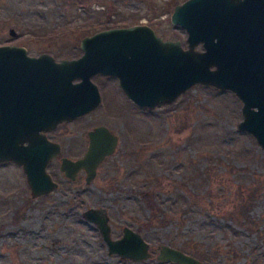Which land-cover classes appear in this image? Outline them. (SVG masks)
<instances>
[{"label":"rangeland","instance_id":"rangeland-1","mask_svg":"<svg viewBox=\"0 0 264 264\" xmlns=\"http://www.w3.org/2000/svg\"><path fill=\"white\" fill-rule=\"evenodd\" d=\"M182 1L0 0V44L74 58L80 39L106 24H147L186 47V31L170 21ZM92 80L101 103L70 123L61 140L68 155L80 156L86 132L103 124L118 135V146L89 184L83 172L70 180L52 161L47 171L58 185L37 197L21 166L0 163V264H174L155 258L160 244L203 264H264V149L237 129L241 101L195 84L150 110L131 102L116 79ZM88 207L108 210L113 238L123 225L138 231L151 257L108 254L83 216Z\"/></svg>","mask_w":264,"mask_h":264},{"label":"water","instance_id":"water-1","mask_svg":"<svg viewBox=\"0 0 264 264\" xmlns=\"http://www.w3.org/2000/svg\"><path fill=\"white\" fill-rule=\"evenodd\" d=\"M170 21L186 31V47L147 24L84 35L81 54L60 61L48 53L29 56L24 46L0 44V163L21 166L32 197L58 185L47 171L58 146L42 131L100 104L94 75L116 78L131 102L150 110L172 103L195 84L230 91L241 101L237 129L264 149V0H184L173 7ZM9 33L15 35V30ZM117 144L108 127L95 126L88 131L84 154L63 157L60 170L75 180L83 169L89 184ZM83 216L98 228L108 254L136 262L151 257L150 245L138 231L124 226L120 237H112L105 207H88ZM155 258L203 264L167 244L158 246Z\"/></svg>","mask_w":264,"mask_h":264},{"label":"flooded vegetation","instance_id":"flooded-vegetation-1","mask_svg":"<svg viewBox=\"0 0 264 264\" xmlns=\"http://www.w3.org/2000/svg\"><path fill=\"white\" fill-rule=\"evenodd\" d=\"M96 32V31H95ZM94 33V32H93ZM16 45V44H15ZM17 46H22V45H17ZM25 47V46H24ZM26 48V47H25ZM26 50H27V48H26ZM41 53H46V52H41ZM41 53H39V54H36V55H33V54H29V52H28V50H27V54L29 55V56H38V55H40ZM49 54V53H48ZM54 59H55V61H60L61 59H63V58H56L54 55H52V54H50ZM78 57V56H77ZM74 58H76V57H74ZM67 59H70V58H67ZM103 76H105V75H103ZM108 77H110V76H108ZM111 78H113V77H111ZM113 79H116V78H113ZM74 82L76 81V80H73ZM93 81V80H92ZM116 81H117V79H116ZM94 82V81H93ZM118 82V81H117ZM95 83V82H94ZM96 84V83H95ZM98 86V85H97ZM98 89H99V87H98ZM99 92H100V96H101V91H100V89H99ZM100 103H101V101H100ZM99 106V105H98ZM97 106V107H98ZM96 107V108H97ZM95 108V109H96ZM91 112H93V110L92 111H90V112H88V113H86V114H84V115H82V116H79V117H76V118H73V119H70V120H62V121H59L58 123H56V125H54L53 127H51V129H48V130H45V131H42V133L46 136V138L49 140V141H51V142H53V143H55V144H57V146H58V151H57V153H56V156L54 157V158H52L50 161H49V163H48V165L52 162V161H54V160H57L58 161V163H59V169H60V164H61V159L63 158V157H67V158H70V159H76V158H78V157H80V156H82L83 154H84V152H85V150L87 149V146H86V148H85V150H84V152L79 156H75V157H73V155H71L70 153H69V155H68V152H67V150H66V148H65V143L63 142V140H61V136L64 134V133H66V132H69V129H68V125L70 124V123H72V122H74L77 118H81V117H83V116H85V115H88V114H90ZM99 125H103V124H99ZM95 126H98V125H95ZM95 126H93L91 129H93ZM106 126V125H105ZM107 127V126H106ZM91 129H89V130H91ZM88 130V131H89ZM110 130V129H109ZM88 131L86 132V134H87V138H88ZM111 132H113L112 130H110ZM113 133H115V132H113ZM116 134V133H115ZM117 135V134H116ZM117 137H118V135H117ZM68 141H71L70 140V138H69V136H68ZM118 142H119V137H118ZM69 144V143H68ZM67 143H66V146H68L69 147V145H68ZM87 145H88V142H87ZM117 146H118V144H117ZM71 147V146H70ZM117 148V147H116ZM116 150V149H115ZM115 152V151H114ZM109 156H107L106 158H108ZM106 158L102 161V162H104L105 160H106ZM102 162L100 163V165L102 164ZM12 163V162H11ZM47 165V166H48ZM99 165V166H100ZM98 166V167H99ZM97 170H98V168H97ZM61 171V170H60ZM62 172V171H61ZM80 172H83L84 173V176H85V172H84V170L83 169H81L80 171H79V173ZM49 173V172H48ZM63 173V172H62ZM79 173H78V175H79ZM50 174V173H49ZM64 174V173H63ZM77 175V176H78ZM52 177V176H51ZM77 178V177H76ZM53 179V178H52ZM69 179V178H68ZM54 180V179H53ZM55 181V180H54ZM108 211V210H107ZM108 214H109V212H108ZM109 224H110V215H109ZM111 226V225H110ZM125 225H123L122 226V231H123V227H124ZM96 227V226H95ZM97 228V227H96ZM98 229V228H97ZM99 231V230H98ZM151 251V250H150ZM161 262H170V261H161ZM173 263V262H172ZM175 264V263H174Z\"/></svg>","mask_w":264,"mask_h":264},{"label":"trees","instance_id":"trees-1","mask_svg":"<svg viewBox=\"0 0 264 264\" xmlns=\"http://www.w3.org/2000/svg\"><path fill=\"white\" fill-rule=\"evenodd\" d=\"M117 25V24H116ZM116 25H114V24H106V25H104L103 26V28H110V27H116ZM99 30V29H98ZM101 30V29H100ZM95 31H97V30H95ZM95 31H93V32H95ZM125 261V260H124Z\"/></svg>","mask_w":264,"mask_h":264}]
</instances>
